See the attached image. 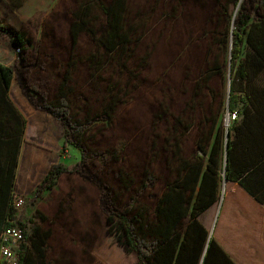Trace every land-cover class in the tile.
<instances>
[{"label": "rangeland", "instance_id": "obj_1", "mask_svg": "<svg viewBox=\"0 0 264 264\" xmlns=\"http://www.w3.org/2000/svg\"><path fill=\"white\" fill-rule=\"evenodd\" d=\"M129 1L132 14L141 11L144 21H148L145 38L136 50V58H146L147 65L141 74V86L125 95L114 123L108 127L95 125L92 145L105 155L96 158L88 169L81 164L78 148L69 144L64 149L63 122L42 108L34 93L42 89L49 100H54L59 72L65 73L67 61L72 57L75 62L78 60L70 67L74 89L78 95L93 96L85 56L94 49V43L83 33L79 43L75 47L72 44L71 24L80 0H50L41 7L32 5L37 0H29L21 11L11 8L7 0H0V26L15 31L26 28L29 39L26 43L29 58L27 65H23L10 34L0 31V62L15 69L11 97L28 122L15 191L25 202L17 211V218L30 230L37 210L47 216L41 224L50 234L49 264H141L137 252L129 246L125 224L110 211L108 185L119 187L117 175L123 169L134 180L136 191H140L137 201L151 202L153 193L162 192L170 174L167 158L171 151L164 148L169 146L168 140L174 141L172 129L176 130L178 120L184 123L181 133L185 125L193 124L180 138L185 153H199L196 140L201 136L198 124L202 111L198 104L203 100L208 106L212 101L223 105L221 124L225 138L234 123L227 124L225 120L229 107L231 43L224 73L210 81L212 90L206 87L201 91L197 86L209 67L208 31L215 27L219 1ZM260 1L240 0L234 4L230 28H235L243 3L254 11ZM112 149L119 150V161L108 155ZM59 163L68 171L52 187L50 181L43 185L50 168ZM148 175L155 176L154 180L147 182ZM145 181L147 188L142 187ZM223 185L222 182L220 195L225 191ZM132 193L135 190L124 192L122 199L130 198ZM209 228L214 231L213 221Z\"/></svg>", "mask_w": 264, "mask_h": 264}, {"label": "trees", "instance_id": "obj_2", "mask_svg": "<svg viewBox=\"0 0 264 264\" xmlns=\"http://www.w3.org/2000/svg\"><path fill=\"white\" fill-rule=\"evenodd\" d=\"M218 1L221 7L215 13V27L208 31L210 63L197 86L201 91L206 87L212 90L210 81L224 73L231 43V92L227 110L236 111L237 118L228 128L229 137L226 133L225 138L221 124L223 105L212 101L208 106L203 100L198 104L202 111L198 124L201 136L196 140L199 153H185L180 138L193 124L188 122L181 133L183 122L178 120L176 130L172 129L174 141L168 140L169 146L164 148L171 151L167 158L170 174L162 192L153 193L151 202L137 201L140 191H136L134 180L123 169L117 175L119 187L115 184L107 187L110 211L125 224L129 246L137 252L141 264H236L214 237L208 241L209 230L199 216L219 199L222 172L227 179L238 178L232 171L236 147L233 134L237 132L235 138H238L239 132H254L259 108L264 104V0L254 11L243 3L234 29L230 28L232 6L240 0ZM131 11L129 0H80L71 24L72 44L75 47L83 33L94 43V49L85 56L93 96L78 95L74 89V73L70 67L75 58L72 57L67 61L65 73L59 72L54 100H49L42 89L34 92L41 107L63 122L64 149L69 144L78 148L81 164L88 169L96 158L105 155L92 145L95 125L111 126L117 119L119 105L126 100L125 95L142 84L141 74L147 61L136 58V50L145 38L144 27L148 21H144L141 11L134 14ZM0 31L10 34L21 63L27 65L26 28L15 31L0 26ZM14 76L15 69L0 62V246L4 228L18 225L25 233V241L17 248L19 264H49L50 234L41 224L47 216L37 210L29 230L26 223L18 220L14 202L16 170L26 127V119L9 94ZM118 151L108 150V155L119 161ZM67 171L63 164L53 165L43 185L50 181L49 187H52ZM154 178L148 175L147 182ZM147 182L142 187L147 188ZM129 190H135V194L123 200V193Z\"/></svg>", "mask_w": 264, "mask_h": 264}, {"label": "crops", "instance_id": "obj_3", "mask_svg": "<svg viewBox=\"0 0 264 264\" xmlns=\"http://www.w3.org/2000/svg\"><path fill=\"white\" fill-rule=\"evenodd\" d=\"M27 1L29 0H7L15 10L25 7ZM37 1L36 5H32L45 6L50 0ZM53 3L48 2V5ZM14 80L15 78L10 86V97ZM12 101L18 108L13 99ZM259 109L258 123L253 125L256 127L254 132H239L238 138H235L237 132L233 134L236 147L232 154V171L238 178L227 179L222 172L221 184L224 183V193L219 194V199L199 216L200 222L208 230L213 221L215 229L213 232L208 231L209 236L220 243L236 264H264V104ZM18 110L26 119V127L20 147L15 190L28 124L25 114L19 108ZM226 133L228 137V130ZM209 236L208 241L211 240Z\"/></svg>", "mask_w": 264, "mask_h": 264}, {"label": "built area", "instance_id": "obj_4", "mask_svg": "<svg viewBox=\"0 0 264 264\" xmlns=\"http://www.w3.org/2000/svg\"><path fill=\"white\" fill-rule=\"evenodd\" d=\"M237 118V112L228 111L226 123H232ZM16 208L21 209L25 199L22 196L15 197ZM2 243L0 246L1 264H19L17 248L25 241V233L20 226H7L1 233Z\"/></svg>", "mask_w": 264, "mask_h": 264}, {"label": "water", "instance_id": "obj_5", "mask_svg": "<svg viewBox=\"0 0 264 264\" xmlns=\"http://www.w3.org/2000/svg\"><path fill=\"white\" fill-rule=\"evenodd\" d=\"M230 71H231V67H230ZM231 76V74H230ZM230 92H231V89H230V82H229V91H228V105H229V96H230ZM228 137H229V133H228ZM211 238V235L209 236V239Z\"/></svg>", "mask_w": 264, "mask_h": 264}]
</instances>
